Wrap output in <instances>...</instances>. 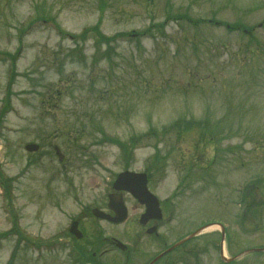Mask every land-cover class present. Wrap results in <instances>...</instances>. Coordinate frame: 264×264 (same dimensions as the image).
<instances>
[{
    "label": "rangeland",
    "instance_id": "374dc122",
    "mask_svg": "<svg viewBox=\"0 0 264 264\" xmlns=\"http://www.w3.org/2000/svg\"><path fill=\"white\" fill-rule=\"evenodd\" d=\"M263 17L264 0H0V264H75L50 237L84 206H104L117 174L151 166V191L176 197L159 241H137L131 221L87 220L130 245L126 264L205 222L225 226V256L264 246V30L249 40L234 27ZM150 132L124 154L119 141ZM192 164L209 170L184 177ZM125 202L135 218L141 208ZM219 231L182 264L220 263ZM110 248L96 263L124 264ZM233 264H264V254Z\"/></svg>",
    "mask_w": 264,
    "mask_h": 264
},
{
    "label": "water",
    "instance_id": "95a60500",
    "mask_svg": "<svg viewBox=\"0 0 264 264\" xmlns=\"http://www.w3.org/2000/svg\"><path fill=\"white\" fill-rule=\"evenodd\" d=\"M25 149L27 151H35V150H37V146L33 145V144H28V145H26ZM146 183H147V180H146L145 174H138V173L126 171V172L120 173L117 176V178L113 184V188L116 191H127V192H129L135 199H137V201L140 204H143L145 206V212L140 218V223H146L150 219H160L161 218V212L159 210L158 201L151 193L148 192L147 187H146ZM251 190H252V186H250L248 188L247 195L250 193ZM109 199H110L109 207L114 212L113 217H111L109 215H105L97 209H94L92 211V213L97 218H105V219H107L113 223L123 222L127 217V212H126V208L123 204V201L121 199V196L120 195H111V196H109ZM74 228H75V223H73L70 230H71V232L75 233L77 235V237H80L79 234L74 232V230H73ZM153 231H155V228L149 229L147 231V233H152ZM187 239H188V237L185 239H182L181 241H179L175 245L168 248L165 252H163L157 258H155L150 264H152L154 261H156L157 259L162 257L164 254L171 251L176 246L182 244ZM117 245L121 249H123L125 247L123 244H121L118 241H117ZM251 252H264V248L251 249V250L246 251L244 253L247 254V253H251Z\"/></svg>",
    "mask_w": 264,
    "mask_h": 264
},
{
    "label": "flooded vegetation",
    "instance_id": "af4514ba",
    "mask_svg": "<svg viewBox=\"0 0 264 264\" xmlns=\"http://www.w3.org/2000/svg\"><path fill=\"white\" fill-rule=\"evenodd\" d=\"M252 30L251 31H248L247 33L250 34L252 31H254L255 29H260V30H264V21L262 19V22H258L257 24H254V26L251 28ZM245 33V31H243ZM125 196L127 197L128 194H124L123 193V197L125 198ZM105 205V204H104ZM99 209L105 211V212H109L107 210V206L105 205L104 207L103 206H100L98 205ZM173 201H171V220H172V214H173ZM192 217V216H191ZM89 218V214L88 212L84 211V212H81L80 215H78L76 218H73V219H77L78 221V229L80 230V232L82 233V239L83 242H93L95 243L97 241V238L92 235H90V225L86 222V220ZM85 221V222H84ZM194 221L193 218L190 219V222ZM105 222V221H103ZM161 221H155V220H151V221H148L146 223V225H143L141 228H140V234H145L147 229L150 228V227H156V229L158 230L160 225H161ZM107 224V222H106ZM109 224V223H108ZM201 225H198L196 228H199ZM158 234H155V237H157ZM204 237H202V235L199 236V238H196L194 239L190 245L185 249L186 251V254L187 255H193V254H198V255H201L202 253H204L206 251V246L204 247L203 244H202V241L200 243H198L197 240L199 239H203ZM72 237L68 238V239H65L67 242L69 243H73L71 241ZM104 238H102L103 240ZM106 241H111L110 240H107V239H104ZM111 243V242H110ZM112 244V243H111ZM206 245V244H205ZM74 246V245H73ZM112 246H114V248H111V249H108L109 251H114L115 250V245L112 244ZM128 247L124 250H122V256L125 257L126 261L129 259L130 257V254H133L131 249H130V245H127ZM226 247H227V242H226ZM117 248V247H116ZM74 249L76 250V252L78 253V250L74 247ZM107 249L103 252H107L108 251ZM220 250V248H219ZM93 256H95V254H93ZM150 261V259H148L145 264H147L148 262Z\"/></svg>",
    "mask_w": 264,
    "mask_h": 264
},
{
    "label": "trees",
    "instance_id": "16d2710c",
    "mask_svg": "<svg viewBox=\"0 0 264 264\" xmlns=\"http://www.w3.org/2000/svg\"><path fill=\"white\" fill-rule=\"evenodd\" d=\"M152 132L144 135V136H133L131 137V139L129 140V142L127 143H122L120 142V145L122 147V150L124 152L125 155L129 156L131 155V150L137 145L139 144L143 138L149 137L151 135ZM157 158V156H155ZM254 203L250 204V207H248V209L251 211L254 208ZM256 206V205H255Z\"/></svg>",
    "mask_w": 264,
    "mask_h": 264
}]
</instances>
